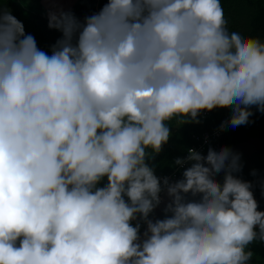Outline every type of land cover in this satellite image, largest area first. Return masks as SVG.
<instances>
[{"label":"clouds","instance_id":"obj_1","mask_svg":"<svg viewBox=\"0 0 264 264\" xmlns=\"http://www.w3.org/2000/svg\"><path fill=\"white\" fill-rule=\"evenodd\" d=\"M7 2L0 264H253L264 211L241 154L189 148L179 178L155 158L173 121L228 108L222 132L264 114V40L230 31L221 0H94L83 18L43 0L60 33L44 50Z\"/></svg>","mask_w":264,"mask_h":264},{"label":"trees","instance_id":"obj_2","mask_svg":"<svg viewBox=\"0 0 264 264\" xmlns=\"http://www.w3.org/2000/svg\"><path fill=\"white\" fill-rule=\"evenodd\" d=\"M35 2L37 9L34 4L27 3L26 0L23 2L8 0L4 6L11 9L12 14L24 24L26 33H30L36 38L38 46L48 50L49 45L55 42L60 33L47 27V11L41 7L42 5H39L38 0ZM0 3H4V0H0ZM221 3L229 21L230 31H243L248 36L264 40V0H221ZM69 6L70 8H67ZM101 6V3L94 2V0H86V2L71 0L65 9H70L78 17L83 18L98 11ZM230 114L231 109H217L203 114L200 124H185L179 128H176V122L173 121V135L161 154L155 158L158 165L157 175L179 178L182 169L172 168L169 165L175 158L185 156L189 148L206 154L209 146L217 149L222 146H230L250 136H264V114L259 112L251 117L254 123L217 132L220 120ZM204 134L205 138H202ZM251 250L255 253L253 264H264V244L257 242L252 245Z\"/></svg>","mask_w":264,"mask_h":264},{"label":"water","instance_id":"obj_3","mask_svg":"<svg viewBox=\"0 0 264 264\" xmlns=\"http://www.w3.org/2000/svg\"><path fill=\"white\" fill-rule=\"evenodd\" d=\"M228 147L241 154L243 169L238 175L243 180L253 183L252 190L259 203V209L264 211V195L260 186L264 182V136H250ZM219 149L218 147L217 150ZM253 170L257 173L255 176L251 174ZM216 179L222 182V174ZM156 215L162 218V211L157 210Z\"/></svg>","mask_w":264,"mask_h":264},{"label":"rangeland","instance_id":"obj_4","mask_svg":"<svg viewBox=\"0 0 264 264\" xmlns=\"http://www.w3.org/2000/svg\"><path fill=\"white\" fill-rule=\"evenodd\" d=\"M22 2L24 1V0H21ZM34 1V2H33ZM39 1V5L42 7V8H45L46 9V11L49 9V8H51L52 7V5L51 4H48V3H44L43 2V0H38ZM26 2H27V0H26ZM31 4H34L35 5V9H37V3L35 2V0H31V2H30ZM71 3V0H65V2H63V3H61V4H59V5H57V7H62V8H64L65 9V7H67L69 4ZM44 6V7H43ZM67 8H70V6L69 7H67ZM66 10V9H65Z\"/></svg>","mask_w":264,"mask_h":264},{"label":"built area","instance_id":"obj_5","mask_svg":"<svg viewBox=\"0 0 264 264\" xmlns=\"http://www.w3.org/2000/svg\"><path fill=\"white\" fill-rule=\"evenodd\" d=\"M228 117H229V116H226V117H224L223 119H221V120H220V123H221V121L227 119ZM220 123H219V125H220ZM215 135H217V133H215ZM202 138H205V134L202 136Z\"/></svg>","mask_w":264,"mask_h":264}]
</instances>
